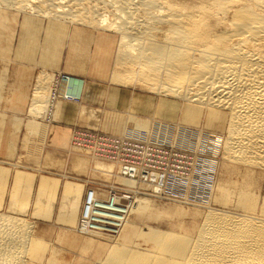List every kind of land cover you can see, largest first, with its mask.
Masks as SVG:
<instances>
[{
  "label": "rangeland",
  "instance_id": "rangeland-1",
  "mask_svg": "<svg viewBox=\"0 0 264 264\" xmlns=\"http://www.w3.org/2000/svg\"><path fill=\"white\" fill-rule=\"evenodd\" d=\"M30 6L22 11L16 6L0 4V214L28 224L25 227L28 232L24 230L26 235L21 233L27 237V242L25 238V243L21 241L27 248L19 246L25 250L24 255L22 249L18 251L19 256H24V259L20 256L22 261L25 264H111L106 261L108 251L121 243L119 238L83 235L76 229L78 214L85 208L90 190H104L110 198L114 194L121 199L120 205L133 203V198L124 192L131 190L137 193L134 196L158 208L173 206L175 211L168 220L164 217L156 221L146 217L132 220L140 229L147 223L156 229L157 222L166 229L176 220L178 208L185 210L190 215L180 218L187 228L193 222L196 224L194 231L189 232L193 237L207 211L231 210V203L222 205L214 199L218 186L226 187L234 179L230 169L235 164L224 159L221 145L226 141L227 122L208 123L205 114L193 123L187 121L183 118L186 104L183 98L165 93L162 88L154 90L157 85L149 88L148 82V86L145 82H136L137 74L142 72L140 68L127 65L128 68L122 69L124 73L129 69V74L123 75V71L116 69L117 53L123 48L118 31L67 16L64 19L55 18L52 13L44 16ZM104 15L106 23L113 18L109 13ZM118 73L126 76L124 81ZM130 74L134 79L129 81ZM114 76L118 78L115 81ZM64 77L69 78L65 93L60 83ZM118 80L122 82L117 83ZM73 81L79 82L73 84ZM39 86H43L45 93ZM36 99L43 103L39 104V114L34 116L29 111ZM161 103L175 106V112L171 114L168 107L160 112ZM220 111L227 113L226 109ZM130 119L147 123L148 133L141 132L147 134L145 137L123 133V123ZM160 123L175 127L171 132L163 128L170 135L166 141L155 139L154 132L162 129ZM29 124L35 126L33 132ZM180 125L190 127L194 134L204 138L201 150L186 149L176 142ZM95 134L98 144L87 148L90 137ZM214 138L221 141L215 154L210 146ZM152 149H160L163 154L151 152ZM209 159L215 164L213 177L217 188L208 203L204 198L201 200L197 187L205 177L202 164ZM97 163L113 165L111 175L97 169ZM133 165L142 168L135 186L122 181L120 174L121 167ZM154 171L164 175V185L159 190L150 184L149 175ZM122 175L129 176L126 172ZM254 175L263 192L264 171L257 169ZM181 177L188 178L190 187L195 186L196 190L183 195L176 187L167 185ZM222 182L228 184L222 185ZM128 245L147 249L151 243L136 234Z\"/></svg>",
  "mask_w": 264,
  "mask_h": 264
},
{
  "label": "bare ground",
  "instance_id": "bare-ground-1",
  "mask_svg": "<svg viewBox=\"0 0 264 264\" xmlns=\"http://www.w3.org/2000/svg\"><path fill=\"white\" fill-rule=\"evenodd\" d=\"M0 4L16 6L20 10L31 5L44 16L51 13L59 19L67 16L78 22L118 31L123 48L118 49L116 69L140 68L143 73L137 74L136 82L149 83V88L157 85L154 90L162 88L165 93L183 98L186 103L183 118L187 121L193 123L205 114L208 123L228 124L226 141L221 145L224 159L235 164L230 167L234 179L228 185L222 182L226 187H216L214 199L222 205L231 203V210L210 208L193 237L190 233L196 224L193 222L192 227L187 228L181 220V216L190 215L185 210L177 207L176 220L166 229L159 227L160 222L156 229L150 228V223L140 229L134 220L139 221L142 217L152 221L160 217L168 220L175 211L173 206L158 208L146 199L134 196L137 193L131 190L124 192L133 198V203L120 205L121 199L114 194L110 198L105 196L104 190H93L86 203V212L81 208L78 214L76 229L83 235L119 238L121 243L108 251L106 261L111 264H264V191L254 178L255 170L264 171V0H0ZM106 13L113 17L108 23ZM71 18L69 21H76ZM129 71L118 75L123 78L122 74L127 75ZM132 74L131 78L127 77L129 81L134 79ZM116 76L112 77L113 81L118 79ZM119 80L116 82H122ZM77 82L73 81V84ZM60 83L65 93L69 78L64 77ZM36 94L34 96H38ZM37 99L29 111L34 116L39 114V104L43 103ZM166 107V103H161L158 110L163 112ZM168 108L171 114L175 112V106ZM225 109L227 113L220 111ZM161 126L158 133L153 130L154 136L158 141H166L170 137L166 130L171 132L175 127ZM148 127L146 122L130 119L123 123L122 131L145 137L147 134L141 132H147ZM29 128L33 132L35 126L29 124ZM177 132L176 142L181 147L201 150L204 138L201 139L199 133L194 134L185 125L178 126ZM208 136L205 137L207 140ZM212 136L215 137V133ZM89 140L87 148L94 147L96 134ZM136 140L131 141L139 142ZM214 141L210 146L215 154L221 141ZM202 165L205 177L197 188L201 200L204 198L209 203L216 189L215 164L209 159ZM95 167L111 175L113 165L97 163ZM124 172L129 176L122 175ZM120 174L122 181L135 186L142 168L139 165L121 167ZM149 177L155 190L162 188L164 175L154 171ZM167 185L176 187L183 195L196 190L195 186L190 187L186 177ZM27 226L20 219L0 214V264H25L24 256L21 254V258L18 251L26 247L23 240L27 242V237H22L21 233L27 231ZM136 234L149 241L151 246L147 249L129 246L128 242ZM22 253L24 255L25 250Z\"/></svg>",
  "mask_w": 264,
  "mask_h": 264
},
{
  "label": "built area",
  "instance_id": "built-area-1",
  "mask_svg": "<svg viewBox=\"0 0 264 264\" xmlns=\"http://www.w3.org/2000/svg\"><path fill=\"white\" fill-rule=\"evenodd\" d=\"M96 144H98V139H97ZM151 152H154V153H157V154H163V151L160 150V149H159V150H154V149H152ZM165 154H166V153H165ZM127 174H128V173H127ZM91 195H92V193H91V191H89V192H88V195H87V202H86V203L89 202V200H90V198H91ZM86 207H87V205H85L84 212H86Z\"/></svg>",
  "mask_w": 264,
  "mask_h": 264
}]
</instances>
